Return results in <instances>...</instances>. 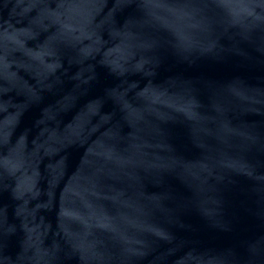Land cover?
Returning a JSON list of instances; mask_svg holds the SVG:
<instances>
[{
	"label": "water",
	"instance_id": "1",
	"mask_svg": "<svg viewBox=\"0 0 264 264\" xmlns=\"http://www.w3.org/2000/svg\"><path fill=\"white\" fill-rule=\"evenodd\" d=\"M0 264H264V0H0Z\"/></svg>",
	"mask_w": 264,
	"mask_h": 264
}]
</instances>
